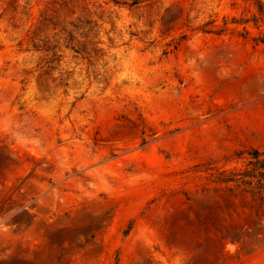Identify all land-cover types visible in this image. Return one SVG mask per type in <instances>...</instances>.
Listing matches in <instances>:
<instances>
[{
  "label": "rangeland",
  "instance_id": "rangeland-1",
  "mask_svg": "<svg viewBox=\"0 0 264 264\" xmlns=\"http://www.w3.org/2000/svg\"><path fill=\"white\" fill-rule=\"evenodd\" d=\"M254 15L0 0V264H264V203L214 179L264 149Z\"/></svg>",
  "mask_w": 264,
  "mask_h": 264
},
{
  "label": "trees",
  "instance_id": "trees-1",
  "mask_svg": "<svg viewBox=\"0 0 264 264\" xmlns=\"http://www.w3.org/2000/svg\"><path fill=\"white\" fill-rule=\"evenodd\" d=\"M256 4V15L250 20L254 26L264 25V4L254 0ZM260 23V24H259ZM71 39L72 36L70 35ZM258 42H264V34L257 38ZM245 163L239 168L221 170L215 173L214 179L219 184H225L229 193L238 191L253 199L264 203V149H251L247 152Z\"/></svg>",
  "mask_w": 264,
  "mask_h": 264
}]
</instances>
